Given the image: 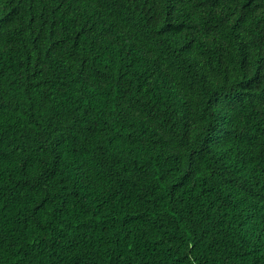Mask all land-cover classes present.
Returning <instances> with one entry per match:
<instances>
[{
  "label": "trees",
  "instance_id": "obj_1",
  "mask_svg": "<svg viewBox=\"0 0 264 264\" xmlns=\"http://www.w3.org/2000/svg\"><path fill=\"white\" fill-rule=\"evenodd\" d=\"M0 264H264V0H0Z\"/></svg>",
  "mask_w": 264,
  "mask_h": 264
}]
</instances>
